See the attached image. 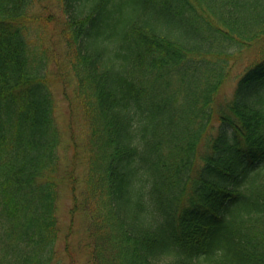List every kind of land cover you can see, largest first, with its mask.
Returning <instances> with one entry per match:
<instances>
[{
	"label": "trees",
	"instance_id": "trees-1",
	"mask_svg": "<svg viewBox=\"0 0 264 264\" xmlns=\"http://www.w3.org/2000/svg\"><path fill=\"white\" fill-rule=\"evenodd\" d=\"M44 2L0 0V264H264V0H57V61Z\"/></svg>",
	"mask_w": 264,
	"mask_h": 264
},
{
	"label": "rangeland",
	"instance_id": "rangeland-1",
	"mask_svg": "<svg viewBox=\"0 0 264 264\" xmlns=\"http://www.w3.org/2000/svg\"><path fill=\"white\" fill-rule=\"evenodd\" d=\"M47 5L44 12L45 15H48L49 19L40 25V28L43 29L40 31V43L42 46L49 49L53 54V59H57L63 53V43L59 37L60 23L63 22L62 13L60 12L57 0H44ZM62 14V15H61ZM257 47L248 49L245 51L239 59L233 65L229 77L222 84L217 96L216 103L218 105H223L225 101L229 100L233 94L234 88L236 86L237 78L243 71V69L248 65L254 57L257 56ZM54 96L57 103V120L60 126L63 128L64 137L68 133V123L70 121V108L68 101L63 96V88L61 84L56 83L54 88ZM75 155L72 148L66 145V142L63 143L60 149V159H61V168L64 169L71 162V158ZM79 155L82 156V151H79ZM72 196L69 189L64 186L60 190V199L58 202V219H59V238L56 245L58 255L61 258L66 259L64 253V247L66 241L71 240V245L74 248V252L79 253L78 243L83 237V220L84 218L78 214V220L75 221V230L74 233L69 237V225L71 223L70 209L72 206ZM73 231V226H72Z\"/></svg>",
	"mask_w": 264,
	"mask_h": 264
}]
</instances>
